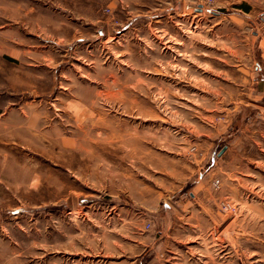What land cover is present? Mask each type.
I'll use <instances>...</instances> for the list:
<instances>
[{
    "label": "rangeland",
    "instance_id": "374dc122",
    "mask_svg": "<svg viewBox=\"0 0 264 264\" xmlns=\"http://www.w3.org/2000/svg\"><path fill=\"white\" fill-rule=\"evenodd\" d=\"M36 2L0 0V264H264V0Z\"/></svg>",
    "mask_w": 264,
    "mask_h": 264
},
{
    "label": "crops",
    "instance_id": "0c3cea01",
    "mask_svg": "<svg viewBox=\"0 0 264 264\" xmlns=\"http://www.w3.org/2000/svg\"><path fill=\"white\" fill-rule=\"evenodd\" d=\"M29 2H31V4H32V6L34 5V3L36 4L37 2H36V0H28ZM33 10H35L34 8H33ZM3 26H6V24L5 25H0V28L1 29H4V27ZM6 28V27H5ZM3 48V47H2ZM9 52H10V48H8V47H5L4 48V51H2V54H8L7 56H10V57H12V58H15L14 56H12V55H9ZM1 150H3L2 148H1Z\"/></svg>",
    "mask_w": 264,
    "mask_h": 264
}]
</instances>
